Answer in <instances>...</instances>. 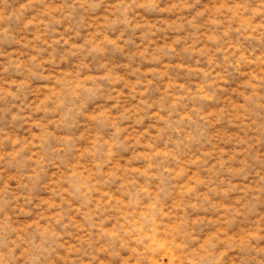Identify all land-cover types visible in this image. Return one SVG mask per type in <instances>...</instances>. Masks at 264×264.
<instances>
[{"label": "rangeland", "instance_id": "1", "mask_svg": "<svg viewBox=\"0 0 264 264\" xmlns=\"http://www.w3.org/2000/svg\"><path fill=\"white\" fill-rule=\"evenodd\" d=\"M0 264H264V0H0Z\"/></svg>", "mask_w": 264, "mask_h": 264}]
</instances>
